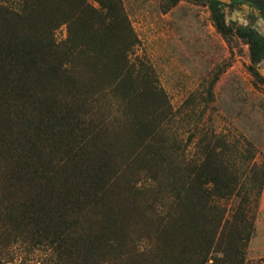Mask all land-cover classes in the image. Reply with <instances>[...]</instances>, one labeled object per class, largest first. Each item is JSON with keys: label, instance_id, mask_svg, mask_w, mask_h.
<instances>
[{"label": "rangeland", "instance_id": "obj_1", "mask_svg": "<svg viewBox=\"0 0 264 264\" xmlns=\"http://www.w3.org/2000/svg\"><path fill=\"white\" fill-rule=\"evenodd\" d=\"M17 1L0 5L15 8ZM118 1L110 14L95 0L85 8L79 0L43 4L35 19L50 26L55 44L40 66L41 84L0 62V162L15 158L22 136L41 130L49 137L46 173L64 179L59 193L68 200L47 205L45 212L60 218L55 226L30 221L24 227L15 207L23 190L0 183V264H201L214 212L204 210V221L199 187L186 183L178 198L166 178L190 181L186 163L200 162L208 144L224 162L225 180L238 178L248 189L262 175L264 62L254 74L249 45L224 38L205 3ZM220 1L228 25L264 35V12ZM31 26V18L0 16L8 47L7 34H29ZM85 168L92 187L81 192L68 179ZM90 192L104 201L82 202ZM240 198L208 203L221 205L230 219ZM248 205L255 229L240 243L243 264H264V188Z\"/></svg>", "mask_w": 264, "mask_h": 264}, {"label": "trees", "instance_id": "obj_2", "mask_svg": "<svg viewBox=\"0 0 264 264\" xmlns=\"http://www.w3.org/2000/svg\"><path fill=\"white\" fill-rule=\"evenodd\" d=\"M52 1H55V3H51ZM79 1L85 8L87 0ZM95 1L102 8L107 9L109 14L118 11V0ZM170 1L172 4H175L182 0ZM190 1L202 2L209 6L214 25L224 38L229 39L232 36H237L249 45L253 72L258 75L256 67L264 62V35L251 26L228 25L224 17V3L220 0ZM230 2V6L250 4L261 12H264V0H230ZM47 3H49L50 7L56 5L59 7L62 4V0H18L15 8L13 6L3 8L0 5V16L3 13H7L12 16H17L20 19H32V26L28 29L29 34H23L19 31L7 34L11 37L12 42H10L13 46L8 47L6 44L7 41L4 40V36L6 35L2 36L0 33V62L6 59L5 61L8 62V65L13 67L15 72L19 71L21 76L24 75L22 72L24 69L27 74L26 80L29 77L35 84H41L43 80L40 66L49 61L47 47L52 48L55 44L53 31L50 26L40 27L35 19V16L41 14L43 4ZM55 61L58 62L59 59ZM28 64H30V67L25 69ZM32 70H37L38 72L32 75ZM57 70H60L58 72H63L62 67ZM159 117L160 115H156L153 120L156 121ZM35 132L31 134L30 137L33 136L31 139L28 136L21 137L20 143L22 146L18 148V152L16 151L14 153L15 158L12 161L8 163L0 162V183H2L3 187L7 186V189H14L18 186L19 190H23L25 196L19 202L18 206H15L21 211V217H19L18 221L21 225L25 227L30 221H39V224L43 222L46 228L50 229L57 224L60 218L59 220L56 218L55 211L53 213L51 211L45 212L47 205H52L51 207L67 205L68 200L66 197H62L63 194H60L62 190L59 191L58 187V183L64 179L58 176L57 172L53 173V170L49 174L45 170V164L48 160L46 163L44 161L48 155V149L43 144L45 141L48 142V134L44 136L41 133L42 131L38 129ZM34 135H38L39 138ZM168 155L169 151L163 147V155L161 156L166 158ZM217 156L216 147L208 144L204 147V158L200 162L191 161L186 163L187 167L191 168L189 172L190 181L187 180V182H184L181 180L183 181V188L180 191H178L177 185L181 181L176 184L175 179L171 180L166 178V182L169 181L167 186L173 188L178 198H180L181 192L187 191V188L191 190L194 187H199L200 193H202L201 196L198 195V199L201 202L200 204H202V211L204 212V210L209 208L214 212L210 216L214 225L210 229L204 230V251L200 254L202 256L201 264H243L244 259L242 257V251H240V243L242 241L249 242L253 237L255 229L254 223L248 221V204L250 203L252 195L259 197L263 192L264 169L261 172L262 175L259 177L258 182L256 183L255 181V185L252 183L248 189H245L242 184L239 185L238 178L230 179L229 181L225 180L221 172L224 162L221 163ZM165 162L167 161L165 160ZM62 164L65 167L68 165V162L63 161ZM82 166L84 164L80 165L79 168ZM177 167L178 164L176 162ZM85 170L86 168L80 171L77 178L72 177L68 179L73 184V187L78 188L81 192H87L92 187L90 179L85 177ZM195 170H197L196 173ZM66 187L68 186H63V188ZM83 195L82 202L87 205H95L99 201H104V197L100 198L99 195H94L91 192L83 193ZM215 197L219 200H230L233 197H241L240 203L238 204L239 207L234 210L230 219L226 217L225 214L227 211L225 210V212L221 209V205L213 202L209 205L208 200H214ZM39 212H44V215L40 216L41 213ZM208 216L204 212V221Z\"/></svg>", "mask_w": 264, "mask_h": 264}]
</instances>
